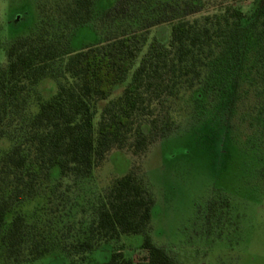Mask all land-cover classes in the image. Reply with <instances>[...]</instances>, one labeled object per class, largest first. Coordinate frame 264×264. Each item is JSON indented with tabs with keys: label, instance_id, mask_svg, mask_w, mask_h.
<instances>
[{
	"label": "trees",
	"instance_id": "1",
	"mask_svg": "<svg viewBox=\"0 0 264 264\" xmlns=\"http://www.w3.org/2000/svg\"><path fill=\"white\" fill-rule=\"evenodd\" d=\"M95 1L40 0L34 28L5 48L0 139L11 146L0 150V256L32 262L59 250L69 264H84L100 245L140 234L146 253L138 261L116 249L95 264H179L149 234L155 196L141 162L113 178L86 217L84 208L80 217L64 209L63 192L55 189L32 221L15 212L6 224L5 216L44 186L52 188V168L82 180L113 149L143 156L176 129L172 107L183 92L197 91L199 105L220 102L225 117L253 92L256 116L264 112V0L251 13L229 3L237 0H115L102 18L127 25L72 50L70 37L91 21ZM161 23L170 24L168 43L154 39L141 54L149 29ZM43 78L55 80L57 90L28 114ZM105 100L95 124L96 104ZM216 206L208 202L207 222Z\"/></svg>",
	"mask_w": 264,
	"mask_h": 264
},
{
	"label": "rangeland",
	"instance_id": "2",
	"mask_svg": "<svg viewBox=\"0 0 264 264\" xmlns=\"http://www.w3.org/2000/svg\"><path fill=\"white\" fill-rule=\"evenodd\" d=\"M39 1L0 0V67L5 64L6 46L34 28ZM114 1L94 2L91 21L74 30L70 37L72 50L103 41L127 25L125 20H103L102 14ZM259 1L229 3L251 13ZM169 36L170 24L152 26L141 54L152 40L167 44ZM126 82L115 84L110 98L120 94ZM56 90L55 80L41 79L27 113H35L39 103ZM252 93L240 97L227 117L220 102L206 101L199 105L195 102L197 91L181 93L172 107L176 129L155 142L143 156L113 149L82 180L62 177L58 168H52V188L44 186L36 197L17 205L5 216L6 224L15 212L32 221L35 211L45 204L46 195L53 189L55 195L63 192L64 209L80 217V209L84 208L86 217L91 203L111 180L127 172L133 163L141 162L155 196L149 234L156 245L173 255L179 264H264V112L256 116ZM105 104L106 100L96 104L95 124ZM10 146L8 138L0 139V150ZM211 199L217 202V214L207 222ZM141 243L140 234H122L93 250L84 264L106 261L116 249L136 262L146 253ZM0 264L69 262L64 253L54 250L32 262H7L0 256Z\"/></svg>",
	"mask_w": 264,
	"mask_h": 264
}]
</instances>
